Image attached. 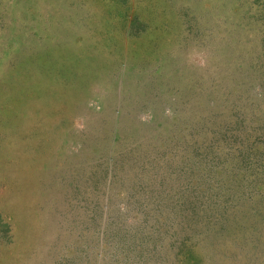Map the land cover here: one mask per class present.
Masks as SVG:
<instances>
[{
	"label": "rangeland",
	"instance_id": "obj_1",
	"mask_svg": "<svg viewBox=\"0 0 264 264\" xmlns=\"http://www.w3.org/2000/svg\"><path fill=\"white\" fill-rule=\"evenodd\" d=\"M0 264H264V0H0Z\"/></svg>",
	"mask_w": 264,
	"mask_h": 264
}]
</instances>
